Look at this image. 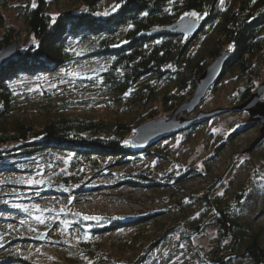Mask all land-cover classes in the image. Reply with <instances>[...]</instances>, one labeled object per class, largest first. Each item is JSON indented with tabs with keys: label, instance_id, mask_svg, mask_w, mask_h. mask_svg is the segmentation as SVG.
I'll return each mask as SVG.
<instances>
[{
	"label": "trees",
	"instance_id": "trees-1",
	"mask_svg": "<svg viewBox=\"0 0 264 264\" xmlns=\"http://www.w3.org/2000/svg\"><path fill=\"white\" fill-rule=\"evenodd\" d=\"M12 1L0 0V50L16 41L25 42L26 48L20 51L18 47L19 55L0 69V174L6 170H21L19 166L28 167L39 161L48 170L55 156H69L68 176L53 183L58 188H69L65 194L79 189L77 183L85 173L104 169L103 163L108 159L135 170L141 155L166 158L158 145L172 136L135 152L128 143L133 128L171 114L191 96L198 77L220 53L227 51L230 57L210 90L214 91L225 75L235 76L239 87L229 97L228 107L244 102L255 89L254 80L264 73V0H223V3L221 0H75L81 8L67 9L54 17L46 0H35V8L26 5L23 9L20 28L7 24L4 17V10ZM104 3L109 5L104 12L107 15L100 12ZM117 4L119 7L113 11ZM192 11L200 16L197 33L185 36L163 31ZM82 58L101 62L91 78L84 76L74 80L83 84L86 93H100L98 101L104 111L99 116L62 113L72 106L71 101L55 100L58 92L51 91L54 86L68 84L56 82L55 72ZM20 79L41 88L40 100L26 102L32 111L42 115L41 120L28 117L7 121L6 117L18 104L15 90ZM130 114H135V118L131 119ZM203 122L206 121L194 123L179 133L189 136ZM233 137L232 132L228 142ZM213 158L210 156L206 164ZM133 170L131 176L138 179L129 182L150 188L165 185L158 177L155 181L150 174ZM189 170L192 169L169 180L180 185L190 177L186 175ZM199 174L195 172L196 176ZM220 180L221 177L209 184L206 196ZM206 202L214 210L209 225L217 229L218 241L202 260L206 264H264L260 231L249 221L238 220L230 202L222 203L216 197ZM1 212L27 216L14 204L2 203ZM154 215L135 221L140 225L136 224L138 228L131 236L134 248L143 240L146 222ZM172 220L168 225H159L162 233L143 250L146 247L154 250L151 245L167 242L176 233L179 237L185 233L184 237L189 239L203 231L204 225L197 220L179 215H172ZM124 222L103 219L88 223L87 230L93 236L104 235L111 232L112 227H122ZM77 223L84 228L81 221ZM6 237L1 241L5 246L12 241H24L16 235ZM97 251L102 252V249L94 241L84 239L77 244V252L84 258L82 264H88L85 259L94 257ZM3 258L0 255V262ZM141 258L136 259L138 264L144 262ZM108 260L107 256L100 257L99 261ZM13 261L9 264H47L22 255L13 257Z\"/></svg>",
	"mask_w": 264,
	"mask_h": 264
},
{
	"label": "rangeland",
	"instance_id": "rangeland-1",
	"mask_svg": "<svg viewBox=\"0 0 264 264\" xmlns=\"http://www.w3.org/2000/svg\"><path fill=\"white\" fill-rule=\"evenodd\" d=\"M32 3L33 0H13L4 10L6 23L22 27L23 9L26 5L32 7ZM46 3L53 17L64 10L82 7L75 4V0H46ZM108 6L104 3L100 12L104 13ZM18 47L23 51L26 48L25 42L21 41L15 51ZM89 59H79L75 64L63 66L55 72L56 82L65 81L68 84L54 86L51 91L58 92L54 99L71 101L69 103L72 105L62 110V113L99 116L104 111L98 101L100 93H86L83 84L74 81L84 76L91 78L94 72H98L101 62ZM28 81L20 79L17 82L15 92L18 104L6 117L8 122L15 118L42 119L39 112L32 111L30 105L26 104L31 100H40L41 92L39 86L32 83L27 85ZM263 81L264 73L254 80L255 89ZM238 87L235 76L225 75L214 91L209 89L206 92L200 104L189 112L187 119H194L198 112L209 113L230 108L227 106L228 99ZM84 99L90 100L83 103ZM260 101H264V93ZM128 116L135 118V114ZM169 116L170 114H164L160 117ZM249 117L247 112L233 111L214 115L198 125L189 136L177 133L162 141L158 145L159 151L166 158L141 155V159L137 161L139 167L135 170L128 165H116L113 160L108 159L103 163L106 166L104 169L96 173H85L77 183L79 189L72 194H65L64 191H69L67 187L53 186L61 177L68 176L69 156H55L53 165L48 170L39 161V164L32 166H19L21 170L2 171L0 205L14 204L27 216H18L21 214H15V211L13 214L0 213V255L4 256L0 264L13 263V257L17 255L47 264H82L84 258L77 252V244L84 239L98 243V247L102 249V252L94 253V257L85 259L88 264H138V257H142L140 261L144 260L140 264H206L202 258L206 257L218 241L217 229L209 225L214 210L206 201L209 202L212 197L222 203L230 202L238 220L249 221L254 229L260 231V246L264 248V138L246 151L260 136L262 127L261 123L246 125ZM232 132L234 137L228 142ZM210 156L214 158L206 164ZM187 169H192L186 174L190 177L180 185L169 180ZM132 170L146 172L155 181L158 177L165 185L150 188L129 182L138 179L131 176ZM194 170L200 174L196 176ZM220 177L219 183L206 196L209 184ZM150 215L154 216L149 221H142L146 222L145 236L134 248L131 236L138 228L137 225H140L135 221L147 216L150 218ZM172 215L188 217L194 222L197 220L204 225L203 231L189 239L184 237L185 233L181 237L176 233L167 242L151 245L154 250L147 247L143 250L148 242L154 243L162 233L159 225H168L174 221ZM85 216L94 219H84ZM36 217H40L43 223ZM78 217L82 220H78ZM103 219H122L125 222L122 227H112L113 230L108 234L93 236L87 230L88 223ZM78 221H81L84 228ZM7 235L22 237L24 241H12L5 246V242L1 241L7 239ZM40 236L44 238L36 240ZM149 253L151 256L147 257ZM107 256V262L99 261L100 257Z\"/></svg>",
	"mask_w": 264,
	"mask_h": 264
},
{
	"label": "water",
	"instance_id": "water-1",
	"mask_svg": "<svg viewBox=\"0 0 264 264\" xmlns=\"http://www.w3.org/2000/svg\"><path fill=\"white\" fill-rule=\"evenodd\" d=\"M201 21L194 17H182L180 20L166 26L163 31L171 34H179L192 36L198 32ZM20 44L19 41L11 42L0 50V69H2L11 59L19 55L15 48ZM230 54L227 51L220 53L205 68L198 77L196 86L191 96L179 104L170 114L169 117H160L133 128L132 136L128 139L130 148L139 152L162 138L173 136L174 134L189 128L192 124L208 120L214 115L224 113L226 111L247 112L249 120L246 125L261 123L260 136L246 150H251L264 138V101L260 98L264 93V81L261 83L250 96L241 104L227 109H218L209 113L198 112L194 119H187L189 112L193 111L205 97L206 92L219 79L223 71L224 65L227 63ZM40 236L36 240H42Z\"/></svg>",
	"mask_w": 264,
	"mask_h": 264
},
{
	"label": "snow or ice",
	"instance_id": "snow-or-ice-1",
	"mask_svg": "<svg viewBox=\"0 0 264 264\" xmlns=\"http://www.w3.org/2000/svg\"><path fill=\"white\" fill-rule=\"evenodd\" d=\"M221 3H223V0H221ZM32 7H33V8L36 7V3L34 2V0H33V3H32ZM118 7H119V4L115 5L114 8H113V11H115L116 8H118ZM104 14L107 15V13H104ZM184 15H185V16H190V17H195V18H197V19L200 18L199 14H198L197 12H195V11H192V12H186ZM129 27H132V26L129 25ZM231 47H232V46L230 45V46H229L230 50H231ZM72 75H75V73H72ZM125 95H128V93H125ZM214 131H215V130H214ZM125 143H127V141H125ZM36 219H37L40 223H43V220L40 219V217H36ZM84 219H94V218H93V217H87V216H85ZM22 223H23V221H22ZM0 246H2V245H0Z\"/></svg>",
	"mask_w": 264,
	"mask_h": 264
},
{
	"label": "bare ground",
	"instance_id": "bare-ground-1",
	"mask_svg": "<svg viewBox=\"0 0 264 264\" xmlns=\"http://www.w3.org/2000/svg\"><path fill=\"white\" fill-rule=\"evenodd\" d=\"M1 196V195H0Z\"/></svg>",
	"mask_w": 264,
	"mask_h": 264
}]
</instances>
